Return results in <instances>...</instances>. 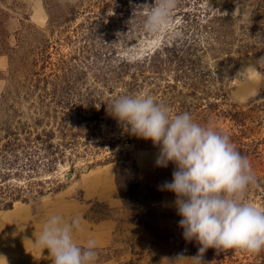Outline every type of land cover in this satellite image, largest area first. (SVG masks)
Listing matches in <instances>:
<instances>
[{"label":"rangeland","instance_id":"374dc122","mask_svg":"<svg viewBox=\"0 0 264 264\" xmlns=\"http://www.w3.org/2000/svg\"><path fill=\"white\" fill-rule=\"evenodd\" d=\"M100 3L0 0V126L9 133L18 131L20 139L29 135L28 130L31 139L35 131L53 133L56 146L62 145L58 166L51 171L37 149L19 154L14 166L18 173L5 182L14 186L9 194L15 198L29 189L35 195L43 190V195L30 202L15 199L11 208L0 206V264H53L50 252L34 244L53 214L80 218L83 230L74 240L80 246L89 238L97 241L96 264H174L180 254L198 255L201 245L187 241L179 226L182 217L174 205L175 194L158 190V185L172 180L175 165L156 167L159 149L152 141L131 135L112 117L109 110L121 95L150 94L173 115L188 112L195 122L210 123L227 134L243 150L256 177L247 190V202L264 210V0H249L244 17L247 0H180L166 30H136L116 42L107 40L113 30L102 28L93 16ZM185 14H196L199 24L217 14L224 20L208 25L227 29L219 38L210 34L205 42L201 32L191 55L177 56L175 63L186 65L183 70L173 65L155 82L145 80L152 74L143 76L131 64L120 65L123 59H143L162 44L180 41L188 48L187 30L175 27ZM112 47L117 50L111 56ZM100 71L103 77L97 78ZM107 74L121 80L112 84L114 93L102 86ZM129 82L139 89L130 91ZM89 93L91 99L80 104ZM7 138L0 132L1 144ZM133 163L138 167L137 184L130 170ZM119 182L127 192L126 204ZM109 185L113 194L108 197L93 190ZM107 223L113 229L107 230ZM202 264L263 263L258 254L209 248Z\"/></svg>","mask_w":264,"mask_h":264},{"label":"clouds","instance_id":"9594fccd","mask_svg":"<svg viewBox=\"0 0 264 264\" xmlns=\"http://www.w3.org/2000/svg\"><path fill=\"white\" fill-rule=\"evenodd\" d=\"M179 3L180 0H155L152 5L138 6L148 11L135 10L134 18L143 17V31L160 33L169 28ZM247 5L243 17L249 13V0ZM109 112L131 135L150 140L159 149L156 167L175 165L172 180L158 185V190L175 194L174 205L182 217L179 226L183 236L201 247L197 256L185 258L180 254L174 264L184 261L202 264L209 248L252 254L264 251V210L246 198L249 187L256 184V177L248 158L227 134L210 123L195 122L188 112L173 115L169 107L150 94L121 95ZM82 230L78 216L66 220L53 214L34 244L50 252L53 264H96L97 241L89 238L80 246L74 240L75 234Z\"/></svg>","mask_w":264,"mask_h":264},{"label":"trees","instance_id":"16d2710c","mask_svg":"<svg viewBox=\"0 0 264 264\" xmlns=\"http://www.w3.org/2000/svg\"><path fill=\"white\" fill-rule=\"evenodd\" d=\"M154 3L155 0H101V3L99 5V10L93 12V16L94 18H96L97 23L99 22L102 24L101 25L102 28L113 30L114 36L109 34L111 36L107 37V40L109 42L111 41L116 42L120 38H123L125 35L126 36H129V34L135 35L137 33L136 30L143 31L141 27L143 17L137 15L134 18V12L136 10L137 13H140L141 11L147 13L148 11L147 8L140 9L137 7L141 5H152ZM184 17H186V19ZM184 17L182 18L181 21L175 22V27L177 28V30H179V28L181 29L183 28L187 30V34H186L187 37L184 39L185 40L184 42L186 45L189 44L188 48H186L184 44H180V41H174L175 43L170 44L169 46L167 44L166 45L162 44L161 47L156 49L151 55L148 54L143 59H137V61L135 62H131L129 60L123 59V62L120 63V65L131 64L130 66L136 68L137 72L140 69L139 72L143 76L145 73L152 74L150 76L145 77V80L156 81L159 79V77H161V73L164 72L165 70L166 72L170 73L172 71L170 68L174 67L173 65H175L176 68H179L181 71L183 70V67H185L186 65L181 60H179V63L177 62L178 64L175 63V61L178 59L177 56L179 54L182 55L188 54V56H190L191 54H189V52L191 50V46H193L195 43L194 39L195 37L199 36L201 32L204 31V35L201 37V39L205 42L209 39L210 34L215 35L214 39L219 38L223 33H225V30L227 29V26L226 28H224V25H221L219 28H215L212 25H208V24H213L216 21L224 20V17L217 16V14H213V15L209 14L208 17H210V19L203 20L200 24L199 22H197L196 14H190V15L185 14ZM204 17H206V15ZM226 19L227 18H225V20ZM194 26L197 30H199V33L195 34L196 29L194 30ZM127 38L128 37H125L123 39H127ZM104 45L105 46L108 45L107 41L104 42ZM149 45H151L152 47L153 43L152 44L150 43ZM109 50H110L109 54H111L112 56L115 54V51L117 49L116 47H112ZM111 67H113V65H111L110 68ZM103 68L106 70V72H110V70H108L106 66H104ZM104 69L101 70L104 71ZM262 73L264 76V66L262 67ZM100 77L101 78L103 77L101 75V71L99 77L97 78ZM118 77L111 78L107 74V78H105V81H102L103 82L102 86L104 88H107L110 93H114V88L112 84H116V85L120 84L121 80L118 79ZM180 79L181 78L178 79L177 83H179ZM154 82H150L148 84H154ZM170 85H171L170 86L171 89L177 88L176 84H170ZM127 86L129 87L130 91H133L135 87H137L136 90L139 89V86L134 85V82L133 83L129 82V84L127 83ZM91 97H92V93H89L87 97L84 98L85 100L80 101V104L81 103L84 104V101L90 100ZM105 105L107 104L104 103L103 107ZM222 115H225V113H222ZM9 130H10L9 128H7L6 130L0 126V132H5L6 135L8 136L6 142H4L3 144H1V140H0V159L4 160L3 161L4 163L3 162L1 163L4 166L2 167L0 165V181H1L0 206H3L4 208H11L13 206V201L15 199H21L23 202H30L31 200H35L36 196L43 195V190L36 192L37 195H35L34 192H32L29 189L21 191L25 196L21 194L20 196L18 195L15 198L14 197L12 198L11 196L12 194H9V191H11L14 188V186L6 185L5 182L8 177L12 175H16L18 173V168L15 169L14 166L16 162L20 160L19 154H24V152L28 149L30 150H33L34 148L37 149L36 152L44 153L43 158L44 159L46 158L48 160V164H47L48 171H51L58 166L59 158L57 156V153H60L59 151L62 146L60 144L56 146L54 142L53 133H47L46 131H42L43 134L42 133L39 134L37 131H35L34 138L31 139L33 133L29 132L30 130H28L26 134L29 135L23 139H20L21 135L19 134L18 131L14 130L13 132L9 133ZM244 131H240V132L244 133ZM232 138L233 140L238 139L235 134L232 136ZM238 150L240 151L241 154H243L242 149H238ZM48 154L49 157H47ZM32 166L34 167V165ZM33 167L30 170L34 171L35 168ZM130 170H132L134 174V181L137 184V180H138L137 164L133 163ZM14 172L15 174H13ZM118 180L120 181V176L118 177ZM119 188L122 198L126 204L127 192L126 189L123 188V184H121V182H119ZM8 198H10L11 200H8ZM160 199H161V193H159L157 200L159 201ZM258 255L260 256V258H262V263L264 264V251H261L260 253H258Z\"/></svg>","mask_w":264,"mask_h":264},{"label":"crops","instance_id":"0c3cea01","mask_svg":"<svg viewBox=\"0 0 264 264\" xmlns=\"http://www.w3.org/2000/svg\"><path fill=\"white\" fill-rule=\"evenodd\" d=\"M108 177H110V175H108ZM95 188H97V187H94V189H93L94 192L96 193V195H100L101 197H108L109 194H111V195L113 194V190H112L110 185L107 188H102V189H99V187H98L97 191H95ZM105 226H106L107 230L113 229V227H114L110 223L105 224Z\"/></svg>","mask_w":264,"mask_h":264}]
</instances>
